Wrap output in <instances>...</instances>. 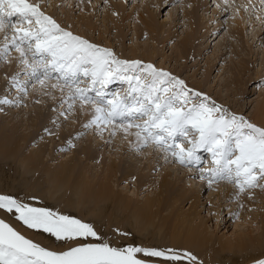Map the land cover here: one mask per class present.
<instances>
[{"label":"snow or ice","instance_id":"1","mask_svg":"<svg viewBox=\"0 0 264 264\" xmlns=\"http://www.w3.org/2000/svg\"><path fill=\"white\" fill-rule=\"evenodd\" d=\"M44 3L0 0V62L11 65L15 60L21 66L11 75L5 72L7 91L15 90L17 96H0V105L26 107L30 89L53 101L58 92L59 116L72 120L77 105L90 115L76 139L87 130L101 138L105 133L110 139L119 135L136 153L152 149L166 163L195 170L192 178L206 182L210 191H219L222 183L231 185L228 202H238L245 194L252 199L256 189L264 191V125L165 68L120 59L113 49L62 26L43 10ZM232 3L223 0L226 6ZM117 82L126 87L109 91ZM258 87H264V81ZM201 151L209 154L207 161ZM205 163L209 166H202ZM37 200L36 195L22 199L0 193V213L14 216L28 230L48 234L62 247L44 246L0 218V264H203L186 249L135 242L116 246L93 223L31 202ZM112 234L124 239L133 235L119 226ZM255 264H264V258Z\"/></svg>","mask_w":264,"mask_h":264},{"label":"rangeland","instance_id":"2","mask_svg":"<svg viewBox=\"0 0 264 264\" xmlns=\"http://www.w3.org/2000/svg\"><path fill=\"white\" fill-rule=\"evenodd\" d=\"M201 1L203 4L193 9L195 6L192 0H162L160 4L157 0H84V6L81 4L82 0H45L43 10L48 15L53 16L62 26L66 28L70 26V30L75 34L81 35L102 47L113 49L120 59L143 61L142 53L147 54L154 51L153 57L144 60L145 62L154 63L157 67L173 72L186 80L190 87L206 93L213 100L235 112L245 114L254 123L263 125L254 119V113L259 103L264 101V87H258L264 81V4L260 0H234V3L229 6L224 5L223 0ZM31 2L35 3L37 0H31ZM225 7L227 11H224ZM142 14L157 26L156 37L153 35L155 39L144 26V22L140 18ZM82 18H88L95 26V29L87 35L82 34L86 30L81 23ZM237 21L243 24L240 30L237 27L239 25ZM196 26L199 28L196 29L198 30L196 50L188 53L185 57L178 56L175 49L180 46V42L188 33L190 35L194 31L193 27ZM133 50L139 54L137 57L132 52ZM13 62L11 65L0 62V68L5 69L6 67L10 71L14 67ZM16 66L19 67L18 64ZM240 66L241 68L245 67V69L239 73ZM15 68L13 71H17ZM3 78L4 76L1 78L2 82H6L7 80H3ZM194 82L200 83L201 86L192 85ZM122 87H126V85L117 82L109 86V91L118 90ZM29 93L31 95V92ZM7 94L12 97L15 90L7 91ZM29 95L28 98L24 97V104L27 105L29 102L28 108L30 110L40 105L36 101L42 100L41 97L45 98V101L49 98L37 95L40 98L31 101L32 98ZM49 103L48 101L46 104ZM13 106L14 108L17 107ZM65 106L67 107V105ZM21 108L26 107L21 105ZM56 109V107L52 109L46 107L43 108V111L59 116ZM78 110L77 108L73 117L81 114ZM81 115L84 117V114ZM63 122L68 123L69 121L63 118ZM71 122L73 121L71 120ZM93 131L87 130L80 139H90L94 144L93 147L99 148L101 152L105 150L115 154L121 153L124 160H132L137 165L142 166L147 164V158L154 156L151 161L157 162V164L152 166L151 178H156L155 176L163 171L166 166H168L167 170L174 175L185 177L182 169L186 168L173 163L164 165L165 161L162 159V154H158L152 149H144L142 153H136L126 142L123 144L117 138L110 139L108 134L107 141H104L103 138L102 142H98L100 136L98 137L95 131L93 134ZM65 151L69 150L66 149ZM59 152H56L58 156L61 154ZM199 154L204 161L209 159L208 153L201 151ZM202 166L207 167L209 165L205 163ZM189 175L192 178L195 175V170L193 173L189 172ZM194 180L193 186H199L201 195L181 206L187 210L191 203H196L195 206L197 205L199 214L206 216L208 225L212 226L210 230L213 239L219 237L232 239L236 235L235 233L245 230L252 232L255 241L260 239V244H254L244 250L242 254L240 250L225 249L217 250L216 253L211 252L212 254L207 256H201L200 253L179 245H171V242L158 241L156 244L142 245L186 249L196 255L200 261H203V264H255L257 258H264V237L261 236L264 230V191L256 189L252 199H249L245 194L241 196L238 202H228L229 197L234 192L231 185L222 183L219 186V191H210L206 182L202 181L196 185V181L199 179ZM189 181L190 179H186L185 183L188 184ZM127 184L129 183H121V188ZM226 186L229 187L226 188ZM129 189L131 194L133 190L135 191L134 187L130 185ZM139 192H141L139 194L141 196L151 193L145 188H141ZM212 194L213 196H211ZM12 195L17 194L14 191ZM46 199L42 202L40 199L31 202L36 206L58 210L53 208L50 199ZM241 203L243 207H240ZM67 211L69 212V209ZM237 213L238 215H236ZM69 214L73 215L71 212ZM0 218L6 219L7 222L12 223L20 230L18 228L20 223L16 221L14 216H5L0 213ZM22 228L20 231L32 238L30 233L35 231L24 229V226ZM38 233H41L47 240L32 239L49 248L59 250L62 247L61 242L55 241L48 234ZM103 235L106 237L105 233ZM53 241L56 243L55 248L52 246ZM203 250L209 253L210 247Z\"/></svg>","mask_w":264,"mask_h":264},{"label":"bare ground","instance_id":"3","mask_svg":"<svg viewBox=\"0 0 264 264\" xmlns=\"http://www.w3.org/2000/svg\"><path fill=\"white\" fill-rule=\"evenodd\" d=\"M161 1L157 0L159 4ZM193 2L195 6L193 9L203 4L201 0H192ZM81 4L85 5L84 0ZM140 18L155 39L157 26L143 14ZM81 23L86 28L82 34L87 35L95 29L88 18H82ZM237 23L238 29H242L243 24L240 21ZM193 28L194 31L190 35L188 33V36L186 35L180 42V46L175 49L178 56L185 57L196 50L198 27ZM132 52L135 57L139 55L136 50ZM153 53L154 51L142 53L141 58L143 61L149 60L153 57ZM13 55L17 54L13 53ZM13 63V68L16 67L15 69L18 70L21 67L16 66V61ZM13 68L10 71L6 67L0 68V96L6 95L9 99H15L17 93L15 92L12 97L8 96L7 81L2 82L1 78L5 72L9 75L16 72ZM242 69L245 67L240 66L239 73ZM192 85L201 86L198 82ZM29 92H31L29 95L31 101L40 98L37 97L40 95L39 92L31 89ZM56 95V101L50 98L45 101V98L41 97L43 102L33 110L28 108L29 102L24 109L21 105L16 108L13 105H0L2 109L0 110V193L12 194L15 191L22 199L36 195L40 202L48 198L53 208L68 214L71 212L84 221L93 223L102 234H106L105 238L110 239L116 246L136 241L141 245L165 241L171 242V245L194 250L201 256H207L212 254L211 252L216 253L217 250L225 249L240 250L242 254L254 244H260V239L255 241L252 232L245 230L235 233L232 239L225 237L213 239L210 230L212 226L208 225L206 216L199 214L196 203H191L190 208L184 210L181 206L183 203L201 195L199 186H193L195 180L190 177L188 169H182L185 174V177H182L174 175L166 166L155 176L156 178H151L152 166L157 164L151 161L154 156L147 158V164L144 166L137 165L132 160H124L121 153L115 154L105 150L101 152L99 148L93 147L94 144L90 139H76L77 134L84 131L82 125L87 122L90 115L84 114V117H81L82 113L78 112L77 117H73V122L67 120L69 122L66 123L63 122V117L50 112L45 113L43 108H57L60 94L57 92ZM48 101L50 103L47 105ZM77 108L79 109V106ZM254 119L264 125V101L259 103ZM103 138L104 141L108 140L107 133ZM103 138L99 137L98 142H102ZM115 138L129 145L121 136ZM69 140L76 146L69 147ZM66 149L69 151L66 152ZM57 151H60V156ZM66 154L68 155L65 158ZM167 164L169 163L164 162V165ZM186 179H190L188 184L185 183ZM122 181L129 184L121 188ZM200 182L202 181L197 180L196 185ZM129 185L137 191L133 190V195L130 193ZM141 188L151 193L141 196L139 195ZM226 195L228 196V193ZM114 226L130 231L133 235L127 239L116 238L112 234ZM22 227L21 224L18 225L20 230L23 229ZM30 236L34 239L47 240L38 232L30 233ZM261 236L264 237V230ZM52 244L55 248L56 243L53 241ZM209 247V253L203 250Z\"/></svg>","mask_w":264,"mask_h":264}]
</instances>
